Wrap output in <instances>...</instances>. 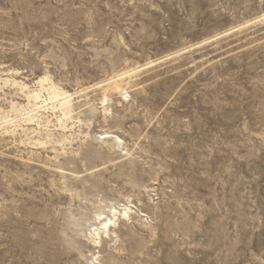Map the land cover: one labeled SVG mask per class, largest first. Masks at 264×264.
Instances as JSON below:
<instances>
[{
  "label": "rangeland",
  "instance_id": "obj_1",
  "mask_svg": "<svg viewBox=\"0 0 264 264\" xmlns=\"http://www.w3.org/2000/svg\"><path fill=\"white\" fill-rule=\"evenodd\" d=\"M263 15L264 0H0V78L82 91L83 121L65 150L0 141V264H264ZM132 71L103 115L96 85ZM2 88L1 108L24 104ZM125 197L134 221L115 243L73 234V216Z\"/></svg>",
  "mask_w": 264,
  "mask_h": 264
},
{
  "label": "bare ground",
  "instance_id": "obj_2",
  "mask_svg": "<svg viewBox=\"0 0 264 264\" xmlns=\"http://www.w3.org/2000/svg\"><path fill=\"white\" fill-rule=\"evenodd\" d=\"M263 20L264 15L251 24L261 22ZM238 29L239 27L228 32L218 34L208 40L202 41L196 45H192L179 52H176L175 54L170 55L160 61L148 63L137 69V71L151 68L167 60L184 55L190 51L208 45L233 31H237ZM11 72L13 71L11 70ZM133 72L134 71L114 76L113 78L96 85L102 88L104 92L98 108L102 110L104 113L103 115H106L112 111L109 104L112 95H109V92L112 90L118 92V94H125L124 90H122L120 86V83L124 78H126V75L130 76ZM14 73L16 72H13V74ZM14 76L17 75L14 74ZM14 76H10L8 78L1 77L0 89L2 90V87H10L16 90L21 94L24 104L15 102L13 100L10 102L8 110L0 107V141H5L6 138L15 139L16 136L19 135V132H21L22 134H26L25 136H27V134H34L38 136V139H28L29 145L34 147H44L46 144L48 145V143H51L60 146L63 150H65V145H72L75 136L70 132H73L74 127H69V125L75 120V116L79 115L75 114L74 116V113L77 109L76 99L80 96L82 91L75 93L65 91L62 88L57 87L47 75H42L41 77L37 78V80L31 85L27 82H23L24 80H17ZM94 109H97V106L94 107ZM12 115H15V117L12 118ZM79 122L82 123L83 121L81 122V120H79ZM51 127H54L55 131L59 130L61 133L56 132L58 133L57 135L54 133V130H51ZM68 132L70 134H68ZM94 139L101 142L102 146L105 145L106 147L108 146L110 149L116 150L117 152L121 151L125 154H128L125 142L118 135H115L112 132H101L100 134H97ZM21 143L23 144L25 141L22 140ZM55 153V159H57L60 154L58 152ZM59 170L62 172L64 169L60 167ZM125 200V202H118L116 204L107 206L99 205L95 211V214L93 213L94 216L89 219L87 218V220L82 217L77 220L75 218L73 219L74 216L72 218L70 217L71 219L69 221V225L72 228L73 234L78 237L79 235H83L84 238L89 242L90 248L96 250L102 249L104 241L108 243L107 245H109V243H115L117 238H119L118 229L122 228V226H126L128 222H131L133 220V215L135 214V212L132 210L130 199L125 197ZM138 214L140 222L141 219L147 218L141 212ZM88 224L90 225L87 226ZM73 242L76 244L75 240L67 241L68 244H73ZM99 254L100 252L92 254L90 259L91 264H99V262H96L98 260Z\"/></svg>",
  "mask_w": 264,
  "mask_h": 264
}]
</instances>
